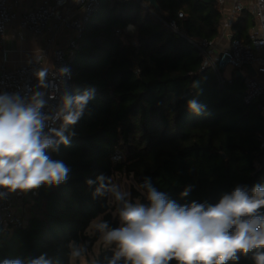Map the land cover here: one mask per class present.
I'll return each instance as SVG.
<instances>
[{"label": "trees", "instance_id": "trees-1", "mask_svg": "<svg viewBox=\"0 0 264 264\" xmlns=\"http://www.w3.org/2000/svg\"><path fill=\"white\" fill-rule=\"evenodd\" d=\"M157 3L158 18L137 0H99L85 23L68 63L67 94L94 89V96L71 127L70 143L49 153L70 169L68 177L39 187L43 193L27 200L22 226L0 230V261L47 254L54 264H69V242L85 244L92 219L102 215L117 227L108 196L94 198L98 185L87 183L101 174H131L137 187L148 180L181 205H214L238 184L264 185L262 114L255 102L242 101L241 78L232 73L218 82L188 41L218 36L219 7L201 0ZM250 16L244 8L231 25L233 37L246 43ZM128 24L134 33L124 30ZM192 99L204 106L198 114L187 107ZM115 148L123 160L111 159ZM113 249H100L98 259L110 258ZM238 255L228 264H255L253 253Z\"/></svg>", "mask_w": 264, "mask_h": 264}, {"label": "clouds", "instance_id": "clouds-1", "mask_svg": "<svg viewBox=\"0 0 264 264\" xmlns=\"http://www.w3.org/2000/svg\"><path fill=\"white\" fill-rule=\"evenodd\" d=\"M129 28L132 26L129 25ZM60 75H69L63 68ZM43 87L44 72L37 73ZM94 89L75 96L64 94L60 106L44 112L46 100L41 91L0 93V189L8 192L28 191L42 185H59L66 181L70 169L53 160L49 151L67 146L70 131L82 117ZM187 107L200 113L204 106L192 99ZM59 122V127H55ZM47 128V131L45 129ZM67 133V135H66ZM93 197L109 196L115 204L114 216L119 226L111 227L102 215L92 219L85 235L98 239L89 252L86 244L71 241L69 264H228L239 255L253 253L255 264H264V185H236L216 204L208 202L181 205L148 180L138 190L148 201L144 204L113 178L99 175ZM191 186L180 193L189 194ZM115 245L113 255L98 259L101 246ZM0 264H54L47 254L38 257L4 259Z\"/></svg>", "mask_w": 264, "mask_h": 264}, {"label": "built area", "instance_id": "built-area-1", "mask_svg": "<svg viewBox=\"0 0 264 264\" xmlns=\"http://www.w3.org/2000/svg\"><path fill=\"white\" fill-rule=\"evenodd\" d=\"M215 1L216 5L224 10L219 33L228 38L227 46L218 47L215 39L188 38V41L197 48L202 57V67H210L218 82L230 77L224 75L226 68L232 73L235 70L242 72V101L255 102L264 119V0H247L250 1L255 19L248 43L234 38L230 32L231 25L245 8L243 1ZM17 2L18 0H0V39H4L7 25L18 18L20 27L43 40L44 45L37 49L31 58L16 67H8L4 62H0V93H20L23 96L29 91H41L47 102L43 111L47 113L60 106L61 97L67 94L71 87V69L68 63L77 49V39L85 23L99 6V0H40L19 15L16 12ZM154 15L158 18L157 14ZM178 15L183 17L181 12ZM128 26L129 24L124 28L125 31L128 30ZM169 26L176 30L174 21H171ZM65 29L73 32L60 38ZM116 33H120V30L116 29ZM60 39L64 40L61 44ZM1 50L6 51V48L1 45ZM246 65L254 68L255 75H249L245 71ZM63 68L70 70V76L60 75ZM41 71L44 72L43 87H40L37 79V73ZM54 126L59 127V122ZM259 140L263 148L264 126L259 134ZM111 159L123 160L122 152L115 148ZM38 194L39 188L14 192L0 189V230L22 226L26 215V202L36 198Z\"/></svg>", "mask_w": 264, "mask_h": 264}, {"label": "crops", "instance_id": "crops-1", "mask_svg": "<svg viewBox=\"0 0 264 264\" xmlns=\"http://www.w3.org/2000/svg\"><path fill=\"white\" fill-rule=\"evenodd\" d=\"M40 0H18L16 4V12L19 15L30 5L38 3ZM130 33H134V25L129 24ZM218 47H225L228 44V38L222 34H218L215 38ZM60 39V44L63 43ZM1 45L6 51L1 50ZM44 45L43 40L36 38L29 30L20 27L19 19L12 20L6 28L5 37L0 39V62H4L8 67H16L25 60L31 58L35 51ZM226 72V73H225ZM232 71L226 68L225 76H230Z\"/></svg>", "mask_w": 264, "mask_h": 264}, {"label": "rangeland", "instance_id": "rangeland-1", "mask_svg": "<svg viewBox=\"0 0 264 264\" xmlns=\"http://www.w3.org/2000/svg\"><path fill=\"white\" fill-rule=\"evenodd\" d=\"M242 1H243V3H244L245 9H247V10L251 13V16H252V11H251V8H250L251 5L249 4L250 1H247V0H242ZM219 9H220L221 13L224 12L223 9H221V8H219ZM152 14H153V13H152ZM251 16L249 17L248 21H250V19L252 18ZM155 17H156V15H155ZM253 18H254V16H253ZM254 24H255V19H254ZM253 26H254V25H253ZM253 26L250 28L249 33L253 32ZM126 31L129 32V31H130V28H128V30H126ZM134 31H135V29H134ZM72 32H73V31L70 30V29H65V30L61 33L60 38H61L62 36H64V34H70V33H72ZM230 32H231V29H230ZM129 33H130V32H129ZM225 73H226V72H225ZM111 178H113L114 182L124 185V187L126 188V190H128V191L131 193V200H132L133 202H134L137 198H139L140 201H141L142 203H144V204H147V203H148V201L146 200V198L144 197V195H142V194H138V195H136V194L132 191V189H131L132 186L135 187V188H137V189H138V187L136 186V184H135V182H134V180H133L131 174H125V173H114V174L111 176ZM109 200H110V197L108 196V201H109ZM108 204H109V203H108ZM109 206H110V211H111L112 217H115V218L117 219V227H118V226H119V218H118L117 216H114V215H113V212L115 211V207H116V206H115V204H112V205L109 204ZM87 227H88V226H87ZM95 236H96L95 238H94V236H92V237L87 238V239L85 240V244H86V246H87L89 252H91V251L93 250V247H94V245H95V243H96V240L98 239L99 234H96ZM88 237H89V236H88ZM91 238H92V240H91ZM112 247L114 248L115 245H112ZM102 248H105V247L101 246L100 249H102ZM100 249H99V250H100Z\"/></svg>", "mask_w": 264, "mask_h": 264}, {"label": "water", "instance_id": "water-1", "mask_svg": "<svg viewBox=\"0 0 264 264\" xmlns=\"http://www.w3.org/2000/svg\"><path fill=\"white\" fill-rule=\"evenodd\" d=\"M137 1H139V3H141L144 7L149 9L154 14H156V12L160 10L157 0H137ZM201 1H203L204 3L216 5L215 0H201ZM244 69L249 75L252 76L255 75V70L251 65H246ZM234 75L241 79L243 78V74L240 70H235ZM39 193L42 194L43 190L39 189Z\"/></svg>", "mask_w": 264, "mask_h": 264}]
</instances>
